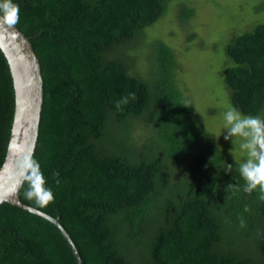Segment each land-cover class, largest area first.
<instances>
[{"label":"trees","instance_id":"obj_1","mask_svg":"<svg viewBox=\"0 0 264 264\" xmlns=\"http://www.w3.org/2000/svg\"><path fill=\"white\" fill-rule=\"evenodd\" d=\"M13 2L16 25L41 64L44 104L33 156L54 193L37 204L25 197L24 182L21 200L59 217L84 264H264L259 190L243 192L242 162L224 155L196 115L175 35H149L170 0ZM177 7L190 25L195 7L186 0ZM225 53L233 107L264 118V21L238 33ZM130 92L137 99L118 111L116 102ZM14 107L0 48V167ZM0 264L78 262L55 224L3 202Z\"/></svg>","mask_w":264,"mask_h":264},{"label":"rangeland","instance_id":"obj_2","mask_svg":"<svg viewBox=\"0 0 264 264\" xmlns=\"http://www.w3.org/2000/svg\"><path fill=\"white\" fill-rule=\"evenodd\" d=\"M181 1L170 0L165 15L148 27L149 35H175L173 44L196 115L224 155L243 163L247 152L240 148L242 138L224 139V113L233 107L223 80L224 66L229 63L225 47L238 33L264 21V0H186L196 9L190 25L180 20L177 6ZM187 31L196 33L190 41Z\"/></svg>","mask_w":264,"mask_h":264},{"label":"water","instance_id":"obj_3","mask_svg":"<svg viewBox=\"0 0 264 264\" xmlns=\"http://www.w3.org/2000/svg\"><path fill=\"white\" fill-rule=\"evenodd\" d=\"M0 48L8 60L15 91L11 133L0 167V204L9 202L51 221L69 243L78 264H84L78 247L59 217L28 205L20 198L19 191L24 181L17 170V163L25 154L34 155L37 146L44 104V79L31 37L16 24L0 21Z\"/></svg>","mask_w":264,"mask_h":264},{"label":"clouds","instance_id":"obj_4","mask_svg":"<svg viewBox=\"0 0 264 264\" xmlns=\"http://www.w3.org/2000/svg\"><path fill=\"white\" fill-rule=\"evenodd\" d=\"M0 21L9 25H15L19 21V6L13 0H0ZM135 92L122 96L116 102L117 110L123 105L136 100ZM227 134L224 139L232 140L234 137L242 138L240 148L246 150L247 159L239 166L240 177L244 180L243 192L251 194L259 190V199L264 201V118L256 115H244L236 107H229L224 113ZM232 165L228 164L226 171L231 173ZM17 170L22 180L27 183L28 188L25 197L35 201L37 204H46L54 200V193L47 186V180L41 170L39 162L32 154L23 155L18 163ZM54 173V176H58ZM57 183L59 181L57 180ZM228 188L237 187L229 184ZM245 212L250 211L246 206ZM241 228L246 227L245 221L241 219Z\"/></svg>","mask_w":264,"mask_h":264}]
</instances>
